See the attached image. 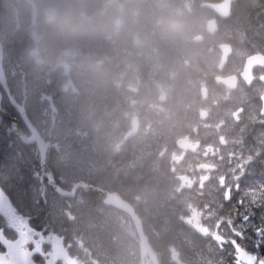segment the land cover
Returning <instances> with one entry per match:
<instances>
[{
	"label": "flooded vegetation",
	"instance_id": "flooded-vegetation-1",
	"mask_svg": "<svg viewBox=\"0 0 264 264\" xmlns=\"http://www.w3.org/2000/svg\"><path fill=\"white\" fill-rule=\"evenodd\" d=\"M90 1L84 12L78 0L71 8L60 0H0V40L8 49L1 62L7 89L0 82V119L15 130L10 157L0 167L2 175L26 168L34 179L20 184L15 207L0 192V264H243L236 245L247 253L244 259L259 264L264 234L258 236L255 227L264 223V153L243 148L254 138L264 142V123L249 115L247 104L258 95L263 110L264 0H230L226 19L208 6L226 0ZM97 12L105 16L98 34L89 19ZM211 19L213 34L207 31ZM81 30L89 33L83 54L97 49L100 65L121 70L119 76L107 72L105 82L135 84V91H120L115 100L106 93L111 114L98 155L103 153V169L93 172L90 184L133 206L154 258L143 250L131 216L105 204L97 191L82 207H68L55 196L46 176L52 172L59 181L55 147L41 166L30 129L13 116L11 95L33 116V91L59 83L58 68L81 63L79 57L65 59L77 57ZM41 35L44 43H38ZM224 43L231 45L226 61ZM144 80L156 82L155 90L143 92ZM19 83L22 94L15 90ZM145 122L155 128L148 143ZM47 133L42 126V136ZM233 151L237 163L230 172L226 160ZM45 219L56 231L33 232ZM105 222L108 232L101 229ZM106 241L113 245L110 257L99 251Z\"/></svg>",
	"mask_w": 264,
	"mask_h": 264
},
{
	"label": "rangeland",
	"instance_id": "rangeland-1",
	"mask_svg": "<svg viewBox=\"0 0 264 264\" xmlns=\"http://www.w3.org/2000/svg\"><path fill=\"white\" fill-rule=\"evenodd\" d=\"M62 3H64L68 8H71L73 5H74V3H73V0H70V2H68V4H67V1H69V0H60ZM79 1V7H83V5H84V2L85 1H87V0H78ZM57 10V8H54V9H52L51 10V13H53V12H55ZM103 69L104 70H110L111 69V67H109V66H107V67H105V66H103ZM114 72H115V74L116 75H118V70L117 69H114ZM78 79L79 80H82L83 79V70H80L79 71V73H78ZM92 80V79H91ZM92 82L93 83H95L94 85H95V89H94V91L97 93V94H99V96L100 95H102V93H103V91H102V89L103 88H105V87H107V86H109L110 84H98V83H96V82H94L93 80H92ZM117 85H119V86H123V84H119V83H117L116 84V86ZM129 86V87H128ZM130 86H134V84H126V86L123 88V92H131L132 91V89L130 88ZM73 90L75 89V88H77V92H76V96L77 97H83V100L81 101V103H79L75 108H76V112H77V110L78 109H80L81 110V112H82V114H83V121H82V119L80 118L81 116H82V114H80L79 115V113L77 112V115H79V117H78V119H79V121L82 123V124H84L86 121V118L88 117V111H92L91 110V108H87V106H88V104H89V101H90V99L88 98V97H85V95L87 94V93H89L90 91H91V89L90 88H88L87 86H85V85H82V84H74L73 86ZM129 89H131V90H129ZM35 104V103H34ZM43 107V106H42ZM49 119H51V118H49ZM66 137V131H62V129H60L59 128V130H58V132H57V135H56V138L58 139V140H61V139H64ZM144 137L145 138H147V133H145L144 132ZM69 145V144H68ZM123 146V141H122V143L120 144L119 143V148L121 149V147ZM77 160H79L80 162H83V156H81V155H78L77 156ZM107 235V234H106ZM99 247H102V248H100L99 249V251L100 252H102V254H103V256H105V257H110L111 256V250H113V245H111V243H107V241L106 242H103V244H101V246L99 245Z\"/></svg>",
	"mask_w": 264,
	"mask_h": 264
},
{
	"label": "water",
	"instance_id": "water-1",
	"mask_svg": "<svg viewBox=\"0 0 264 264\" xmlns=\"http://www.w3.org/2000/svg\"><path fill=\"white\" fill-rule=\"evenodd\" d=\"M215 29V26L214 27H210V31H213ZM16 106H17V110L22 114L23 118L25 119V121L27 122L26 118H25V115H24V112H23V107L22 106H19L16 102L14 103ZM33 140H37L38 141V147L40 149V152H41V156H45V152H46V149H44V146H43V142L41 141V139L37 136V134H34ZM45 150V151H44ZM103 195L105 196V201L109 204H116L117 206L119 207H123V210L124 211H127L129 214H131L133 216V219L135 221V224L137 226V230L139 231V234H140V237H141V244H142V248L143 250L145 251V253H149L150 252V247L147 243V239L145 238V236L142 234V226H141V222L139 221V219L133 214V211L130 207L127 206L126 203H121L120 200L118 199L117 196H114V195H111V194H108L107 192H103ZM107 198V200H106ZM115 205V206H116Z\"/></svg>",
	"mask_w": 264,
	"mask_h": 264
},
{
	"label": "snow or ice",
	"instance_id": "snow-or-ice-1",
	"mask_svg": "<svg viewBox=\"0 0 264 264\" xmlns=\"http://www.w3.org/2000/svg\"><path fill=\"white\" fill-rule=\"evenodd\" d=\"M231 198V195L229 193V199ZM238 203H242V201H238ZM243 219L245 221H247L249 219L248 216H244ZM255 231L257 233L258 236H260L261 234H264V223H262L261 225L255 227ZM218 239H222L220 237H217ZM259 243V242H258ZM233 244H235V241H233ZM236 251L238 253L236 259L237 261H242L243 264H256V260L254 257H248L247 259H244V256L247 255V253L242 250L239 245H236ZM259 264H264V259L259 261Z\"/></svg>",
	"mask_w": 264,
	"mask_h": 264
},
{
	"label": "bare ground",
	"instance_id": "bare-ground-1",
	"mask_svg": "<svg viewBox=\"0 0 264 264\" xmlns=\"http://www.w3.org/2000/svg\"><path fill=\"white\" fill-rule=\"evenodd\" d=\"M97 18H100L101 17V15L97 12L96 13V15H95ZM259 18V17H258ZM263 18V17H262ZM254 19V18H253ZM257 19V18H256ZM255 20V19H254ZM261 20H263V19H261ZM260 20V21H261ZM247 22V21H246ZM264 22V21H263ZM261 24V23H260ZM259 25V24H258ZM250 26V25H249ZM253 26V25H252ZM261 26H263V25H261ZM260 26V27H261ZM254 27V26H253ZM258 27V26H257ZM37 90H34L33 91V94L36 92ZM27 170L28 169H26V168H21V170H20V174L22 175V177H18L16 180H14L12 183H11V187H10V190H11V192H14V191H16V189L20 186V184H21V186H27V185H29L30 184V182H32L34 179H31V177H32V175L31 174H29L28 172H27Z\"/></svg>",
	"mask_w": 264,
	"mask_h": 264
},
{
	"label": "trees",
	"instance_id": "trees-1",
	"mask_svg": "<svg viewBox=\"0 0 264 264\" xmlns=\"http://www.w3.org/2000/svg\"><path fill=\"white\" fill-rule=\"evenodd\" d=\"M245 18H246L247 22L249 23L250 19H249L248 17H245ZM20 170H21V169H20ZM19 177H22V175L19 174ZM31 179H33V177H31Z\"/></svg>",
	"mask_w": 264,
	"mask_h": 264
}]
</instances>
